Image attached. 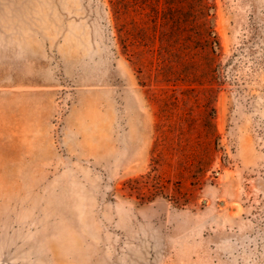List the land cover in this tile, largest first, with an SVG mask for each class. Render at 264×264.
Listing matches in <instances>:
<instances>
[{"label": "rangeland", "instance_id": "1", "mask_svg": "<svg viewBox=\"0 0 264 264\" xmlns=\"http://www.w3.org/2000/svg\"><path fill=\"white\" fill-rule=\"evenodd\" d=\"M0 264H264V0H0Z\"/></svg>", "mask_w": 264, "mask_h": 264}]
</instances>
